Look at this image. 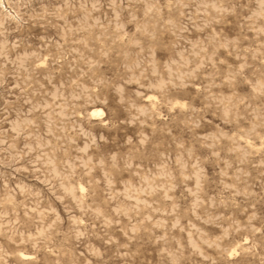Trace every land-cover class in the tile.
Instances as JSON below:
<instances>
[{
	"label": "rangeland",
	"instance_id": "rangeland-1",
	"mask_svg": "<svg viewBox=\"0 0 264 264\" xmlns=\"http://www.w3.org/2000/svg\"><path fill=\"white\" fill-rule=\"evenodd\" d=\"M0 264H264V0H0Z\"/></svg>",
	"mask_w": 264,
	"mask_h": 264
},
{
	"label": "bare ground",
	"instance_id": "bare-ground-1",
	"mask_svg": "<svg viewBox=\"0 0 264 264\" xmlns=\"http://www.w3.org/2000/svg\"><path fill=\"white\" fill-rule=\"evenodd\" d=\"M95 114H98L97 112L94 111ZM92 116H96V115H92Z\"/></svg>",
	"mask_w": 264,
	"mask_h": 264
}]
</instances>
